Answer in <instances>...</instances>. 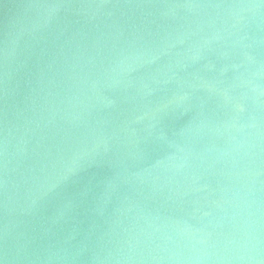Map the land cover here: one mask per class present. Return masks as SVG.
<instances>
[{
  "label": "water",
  "instance_id": "water-1",
  "mask_svg": "<svg viewBox=\"0 0 264 264\" xmlns=\"http://www.w3.org/2000/svg\"><path fill=\"white\" fill-rule=\"evenodd\" d=\"M0 264H264V0H0Z\"/></svg>",
  "mask_w": 264,
  "mask_h": 264
}]
</instances>
